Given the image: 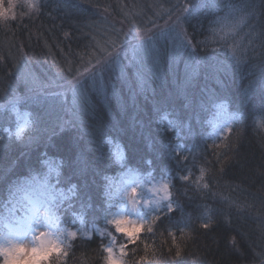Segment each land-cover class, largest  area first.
Here are the masks:
<instances>
[{"label": "trees", "instance_id": "trees-1", "mask_svg": "<svg viewBox=\"0 0 264 264\" xmlns=\"http://www.w3.org/2000/svg\"><path fill=\"white\" fill-rule=\"evenodd\" d=\"M0 10V218L18 187L48 180L67 255L41 264H108L115 186L130 175L163 180L169 199L122 243L124 264H264V0ZM98 61L95 83L79 75ZM220 111L233 124L216 141ZM21 112L32 124L18 138Z\"/></svg>", "mask_w": 264, "mask_h": 264}, {"label": "rangeland", "instance_id": "rangeland-1", "mask_svg": "<svg viewBox=\"0 0 264 264\" xmlns=\"http://www.w3.org/2000/svg\"><path fill=\"white\" fill-rule=\"evenodd\" d=\"M31 124L32 120L29 113H18L16 117V136L20 138L27 129L31 128ZM232 124V116L227 115L224 111H220L211 122L214 139L219 141L225 137ZM21 128H23L22 132L20 131ZM18 132L20 133L19 136L17 135ZM47 181V179L38 182L33 180L26 181L16 189L13 197L6 203L4 214L1 218H6V221L9 224H13V227L11 229L6 227L4 220L0 219V250L23 246L30 253L31 249H41L48 246L50 242L58 244L59 248L63 249L64 228L66 227L61 225L57 217L58 214L52 210L50 204L52 196L45 193L42 189L48 188L49 184H47ZM164 184L163 180L158 179L149 184L141 185V182L135 175L127 176L123 182L116 184L115 193L118 199V206L110 221H127V224L122 225L124 228L130 229L136 226L139 228V231L132 232L130 235L125 232H118L116 231L115 223L111 222L112 245L105 247L104 251L107 248L112 249V260H120L121 264H124V254L121 253V248L124 247L122 243L133 239L141 232L147 222L155 216L156 209L166 201L161 199L164 196L162 190ZM38 196L47 201L50 208L47 216L43 213L40 214L42 224H46L48 227L36 228L33 231H29L26 235L20 236L14 227V219L23 216L27 208L31 207L30 201L35 200ZM53 209L55 210V208ZM42 230L45 233L43 236L41 235ZM54 253L60 254L61 252ZM105 253L107 263L109 264V253L107 251ZM0 254L3 258V264H5L7 257L2 254V251H0ZM50 254L47 257L37 256L35 259L25 258V260L14 262V264H41L49 258ZM19 255H24V253H19Z\"/></svg>", "mask_w": 264, "mask_h": 264}, {"label": "snow or ice", "instance_id": "snow-or-ice-1", "mask_svg": "<svg viewBox=\"0 0 264 264\" xmlns=\"http://www.w3.org/2000/svg\"><path fill=\"white\" fill-rule=\"evenodd\" d=\"M190 7L192 8L193 11H195L199 8V5L193 3L190 5ZM29 8L30 9H37V5L34 2L30 3ZM188 10H189V5L188 4L184 5L182 11L188 12ZM236 10L237 9H232L231 11H236ZM9 11H11V0H9ZM0 19H7V15L2 10H0ZM243 22H244V17L241 16L239 21H237L236 26L243 24ZM147 39L150 41L151 37H148ZM189 43H191V42L189 41ZM113 48H115V43H113ZM133 51L135 54V49ZM234 55H235V53H234ZM108 57H109V59L105 62V64H110L115 60V56H113V54L111 52L108 53ZM239 59L240 58L237 57V62H239ZM102 67H103V65L98 61L97 64H93L90 67H85L83 72L80 73L79 75H81V76L88 75L93 79V82L95 83L96 76L98 73H100L102 71ZM79 86H80V80H79V78H77L76 87H79ZM20 131L22 132L23 128H21ZM229 131H231V130L229 129ZM19 134L20 133L18 132L17 135L19 136ZM203 178H204V169H201L200 179L203 180ZM181 179H187V177H181ZM203 187L207 188L208 185L204 184ZM162 190L164 192V196L161 199L168 200L169 199L168 184L165 183ZM30 203H31V207L27 208V210L25 211V214L21 217L15 218L14 222H13L14 227L20 236L26 235L29 231H33L36 228L48 227V225L42 224V221L40 219L41 213H43L45 216H47V214L50 211L48 202L45 201L43 198L38 196L35 200L30 201ZM167 207H168V210H172L171 203H169L167 205ZM0 219L4 220L6 227H9L10 229L13 227V224H9L6 221V218H0ZM110 222L115 223L116 231H118V232H125L126 234L130 235L132 232L139 231V228H137L136 226H133L131 228L132 232L130 233L126 228H124L122 226V225H125L128 223L127 221H124V220H116V221H110ZM202 227L207 228L208 224H204V225H202ZM152 230H153L152 227H148V229H147V231H149V232H151ZM41 235L42 236L45 235L43 230L41 231ZM68 235L71 236L72 238L76 237L75 232H69ZM133 242H134V240H133ZM0 251H2V254H4L7 257L5 264H14V262L23 261V260H25V258L35 259L37 256L47 257L49 255V253H54V252H62L63 255H65V256L67 255V252L62 251L59 248L58 244L52 243V242H50L48 244V246L43 247L41 249H36V248L31 249L30 253L23 246H17L14 249L0 250ZM105 251H107L109 253V257H108L109 261H115L116 264H121L120 260H112V249L111 248H107V249H105ZM19 253H24V255H19ZM121 253L126 254V253H124L123 247L121 248ZM175 255L177 257H179L181 255L179 248H177Z\"/></svg>", "mask_w": 264, "mask_h": 264}, {"label": "clouds", "instance_id": "clouds-1", "mask_svg": "<svg viewBox=\"0 0 264 264\" xmlns=\"http://www.w3.org/2000/svg\"><path fill=\"white\" fill-rule=\"evenodd\" d=\"M130 233L132 232V229L130 228V229H127ZM109 264H116V262L115 261H109Z\"/></svg>", "mask_w": 264, "mask_h": 264}]
</instances>
